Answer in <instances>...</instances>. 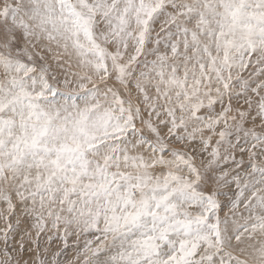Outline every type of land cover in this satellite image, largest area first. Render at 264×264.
<instances>
[{
    "label": "snow or ice",
    "instance_id": "obj_1",
    "mask_svg": "<svg viewBox=\"0 0 264 264\" xmlns=\"http://www.w3.org/2000/svg\"><path fill=\"white\" fill-rule=\"evenodd\" d=\"M0 264H264V0H0Z\"/></svg>",
    "mask_w": 264,
    "mask_h": 264
}]
</instances>
